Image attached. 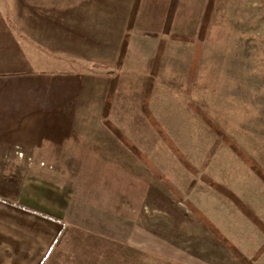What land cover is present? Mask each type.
Listing matches in <instances>:
<instances>
[{
  "label": "rangeland",
  "instance_id": "374dc122",
  "mask_svg": "<svg viewBox=\"0 0 264 264\" xmlns=\"http://www.w3.org/2000/svg\"><path fill=\"white\" fill-rule=\"evenodd\" d=\"M209 1L178 0L166 35L173 0H142L121 70L117 61L134 0H0V25L41 32L48 38L49 56L61 60L63 68L78 67L81 88L90 80L99 79L96 86L104 79L109 83L119 74V94L126 100L133 75L136 82L152 76L161 40L168 57L194 58ZM207 30L194 74L207 77L208 100L220 109L225 130L216 124L259 159L264 151V0H215ZM237 117L235 125L231 119ZM138 129L133 134L149 141L145 126ZM110 130L103 137L106 149L110 142V155L102 150L77 157L97 161L41 164L48 177L74 194L65 231L45 264H242ZM100 142L95 140L96 151ZM17 189L0 184L5 197H15Z\"/></svg>",
  "mask_w": 264,
  "mask_h": 264
},
{
  "label": "crops",
  "instance_id": "0c3cea01",
  "mask_svg": "<svg viewBox=\"0 0 264 264\" xmlns=\"http://www.w3.org/2000/svg\"><path fill=\"white\" fill-rule=\"evenodd\" d=\"M8 28L0 25V184L18 189L15 197L0 194V264H45L65 231L74 194L48 177V169L41 164L97 161L77 157L101 155L102 150L110 155V142L106 149L103 137L106 131L111 133L104 108L112 79L97 86L99 79L90 80L87 89L81 88L78 67L63 68L61 60L49 56L46 36L26 25ZM167 51L165 46L148 108L196 172L185 167L143 111L150 75L140 82L135 81L136 74L131 77L126 100L118 84L108 120L161 173L163 182L191 214L188 203L246 258L264 264V229L239 203L212 185L235 196L264 226V181L195 110L200 108L225 130L219 121L220 109L208 100L207 77L191 75L193 58L190 62L170 58ZM231 122L240 124L238 117ZM143 126L150 142L133 134ZM96 139L101 141L98 151ZM238 144L264 170V151L258 159Z\"/></svg>",
  "mask_w": 264,
  "mask_h": 264
},
{
  "label": "trees",
  "instance_id": "16d2710c",
  "mask_svg": "<svg viewBox=\"0 0 264 264\" xmlns=\"http://www.w3.org/2000/svg\"><path fill=\"white\" fill-rule=\"evenodd\" d=\"M141 2H142V0H134V2H133L132 10H131L129 21H128L127 31L125 33V36H124V39H123V43H122V46H121V50H120V55H119V58H118V61H117V69L118 70H121L123 65H124V61H125V58H126V55H127L129 43H130V40H131V32L133 31V29L135 27V24H136V21H137L138 13H139L140 7H141ZM214 3H215V0H210L209 1L208 7H207V11L205 13V16H204V19H203V22H202V25H201V30L199 32V37H198L200 43H198L196 45V52H195V55H194V58H193V62H192V70H191V75L192 76L195 73L196 68L198 66V61L200 59V54L202 52V44L201 43L205 41L206 36H207V32H208L207 29H208V26H209V23H210V19H211ZM177 4H178V0H173L172 7H171L170 12L168 14V19L166 21V26H165V30H164V34H166V35L171 33L170 29H171V26H172L173 21H174L176 9H177ZM172 38L175 39V40H181V41H189V42L195 41L193 38L185 37V36H177V35L173 36L172 35ZM165 46H166V41L165 40H161L160 44H159V48H158V53H157L156 58H155L154 67H153V71H152V76H151V78L149 80V85H148V88H147V92L145 94L143 111L147 115V117L151 120L153 125L156 127V129L158 130L159 134L166 141L168 146L173 150V152L177 155V157L180 159V161L185 165V167H187V169H189L192 172H196V170L189 164V162L184 158V156L175 148L173 143L169 140L167 135L164 133V131L160 128V126L157 124V122L151 116L149 108H148L149 97H150V93H151L152 84H153V81H154V76L156 75V73L158 71V68H159V65H160V61L162 59V55H163ZM118 84H119V74H117L112 79V82H111L108 98H107V101H106V104H105V108H104L105 124L110 129H112L113 132L117 135V137L123 143H125L149 168H151L160 179H163L161 173H159L157 170H154V167L151 164V162L134 146V144L117 127H115L108 120V116H109V113H110V110H111L113 98L115 96V92H116V89L118 87ZM195 110L201 115V117L203 118L205 123L207 125H209L217 133V135L220 136L227 143V145L244 162H246L250 166V168L264 181V171L259 166H257L247 156V154L239 147V145L236 144L200 108L195 107ZM212 185L215 186V188H217V189L221 190L222 192H224L225 194L229 195V197H231L233 200H235V202L239 203V205H241V207L245 210V213L257 225H259L261 228L264 229L263 224L252 214V212L250 210H247V208H245V206L240 204V202L237 200V198H235V196H233L229 192L223 191L221 189V187H219L218 185H215L213 183H212ZM187 206L190 208L192 213L200 220V222L205 226V228H207L242 264H254L252 260L246 258L199 210H197L190 203H188ZM18 207H20L22 209H26L25 207H22V206H18ZM26 210H29V209H26Z\"/></svg>",
  "mask_w": 264,
  "mask_h": 264
}]
</instances>
